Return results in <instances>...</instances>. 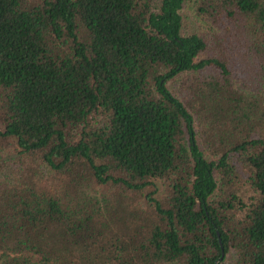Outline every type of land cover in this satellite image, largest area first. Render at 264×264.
I'll list each match as a JSON object with an SVG mask.
<instances>
[{
  "label": "trees",
  "instance_id": "obj_1",
  "mask_svg": "<svg viewBox=\"0 0 264 264\" xmlns=\"http://www.w3.org/2000/svg\"><path fill=\"white\" fill-rule=\"evenodd\" d=\"M186 1L0 0V264H264V0Z\"/></svg>",
  "mask_w": 264,
  "mask_h": 264
},
{
  "label": "rangeland",
  "instance_id": "obj_2",
  "mask_svg": "<svg viewBox=\"0 0 264 264\" xmlns=\"http://www.w3.org/2000/svg\"><path fill=\"white\" fill-rule=\"evenodd\" d=\"M182 15L184 17L185 26L188 30H195L198 32H209L211 30L206 19L196 14L194 4L191 0L186 1L182 10ZM93 123H98L99 126H103L105 124L104 118L102 116H98L95 118ZM2 166L3 169L0 170L2 175L0 177L1 179L3 177H17L24 169L21 159H19L14 152L9 150L4 153ZM163 190L164 187L161 186V191Z\"/></svg>",
  "mask_w": 264,
  "mask_h": 264
}]
</instances>
